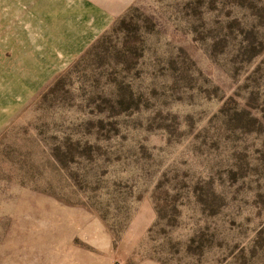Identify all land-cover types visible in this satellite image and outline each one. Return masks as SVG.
Segmentation results:
<instances>
[{
    "label": "rangeland",
    "instance_id": "rangeland-1",
    "mask_svg": "<svg viewBox=\"0 0 264 264\" xmlns=\"http://www.w3.org/2000/svg\"><path fill=\"white\" fill-rule=\"evenodd\" d=\"M0 264H264V0H0Z\"/></svg>",
    "mask_w": 264,
    "mask_h": 264
}]
</instances>
